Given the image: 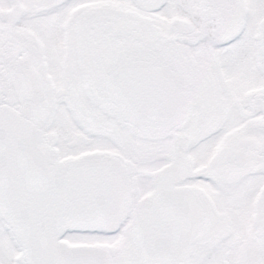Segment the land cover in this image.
Instances as JSON below:
<instances>
[{
    "label": "snow or ice",
    "instance_id": "snow-or-ice-1",
    "mask_svg": "<svg viewBox=\"0 0 264 264\" xmlns=\"http://www.w3.org/2000/svg\"><path fill=\"white\" fill-rule=\"evenodd\" d=\"M0 264H264V0H0Z\"/></svg>",
    "mask_w": 264,
    "mask_h": 264
}]
</instances>
